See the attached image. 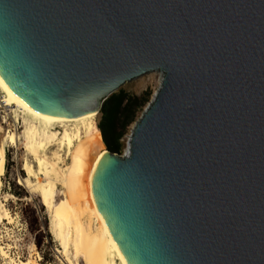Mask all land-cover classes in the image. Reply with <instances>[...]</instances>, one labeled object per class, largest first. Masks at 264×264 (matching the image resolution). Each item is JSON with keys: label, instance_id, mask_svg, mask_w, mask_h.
<instances>
[{"label": "water", "instance_id": "obj_1", "mask_svg": "<svg viewBox=\"0 0 264 264\" xmlns=\"http://www.w3.org/2000/svg\"><path fill=\"white\" fill-rule=\"evenodd\" d=\"M0 77L57 117L160 77L91 176L107 231L126 264H264V0H0Z\"/></svg>", "mask_w": 264, "mask_h": 264}, {"label": "rangeland", "instance_id": "obj_2", "mask_svg": "<svg viewBox=\"0 0 264 264\" xmlns=\"http://www.w3.org/2000/svg\"><path fill=\"white\" fill-rule=\"evenodd\" d=\"M160 84V77L134 79L125 83L116 93L124 91L128 95L149 97V101L145 103L137 112L136 119L127 126L125 134L121 139L122 152L125 153L128 147L129 135L132 131V126L136 120L141 116L142 112L152 99L154 93L157 91ZM2 93L0 92V98ZM102 120L101 111L94 117L89 125L87 123H67L58 124L52 131L43 129L38 122L31 120L27 116H22L20 120H16L12 109L7 107L0 108V141L5 136V132L14 131L20 136L17 147L12 144L6 146V164L5 173L0 176L2 184H0V198L3 199L7 194L9 195L6 205L14 216L13 224H7L6 221L0 219V243L10 246V253L14 257L26 258L30 253V245L35 244V251L41 255L42 262L53 264H88L85 260V252L81 255H75L74 247L78 245V238L75 239L72 224L73 218L67 213V206L74 205L76 208L80 204L83 191L88 197L87 181L76 176L71 177L73 183L56 181L53 188L45 187L39 190H32V181L28 178L27 173L23 170L24 163L28 160L30 163L34 162L30 153L25 150L27 145L26 139L29 143H40L36 138L40 134L50 135L52 132H61L63 136L69 132L75 134V147L72 153H68L64 158V164H74V155L78 154L76 148L77 143L82 145L85 143L89 146V138L93 133L94 122L97 125ZM29 122L30 128L23 123ZM92 123V124H91ZM85 128L86 136H85ZM54 146L57 140H46ZM44 142V141H41ZM103 148L101 144L98 150H91L89 152V163L87 164L88 172L90 173L94 160L97 158L99 150ZM47 153L49 159L52 158V153ZM71 155V156H70ZM36 166V163H33ZM22 180V183L19 181ZM0 181V183H1ZM57 193L56 208L62 206L64 193L68 196L69 201L64 208L61 215H55L52 212L51 200ZM91 208H89L86 217L83 220L81 231L85 229L86 251L88 243L91 242L97 246L102 253L105 251V240L100 235V229L96 223L95 217H91ZM91 224V227H89ZM80 231V232H81ZM90 238L92 239L90 241Z\"/></svg>", "mask_w": 264, "mask_h": 264}, {"label": "bare ground", "instance_id": "obj_3", "mask_svg": "<svg viewBox=\"0 0 264 264\" xmlns=\"http://www.w3.org/2000/svg\"><path fill=\"white\" fill-rule=\"evenodd\" d=\"M0 92L2 97L0 98V108L9 106L12 109V113L16 120H20L22 116H27L31 120L38 122V124L47 131H52L58 124L80 122L87 123L92 122L99 112L79 116V117H57L47 115L41 112L32 110L26 105L21 99H19L14 93H12L3 80L0 77ZM92 124V123H91ZM87 129L85 128V136ZM132 134V131H131ZM131 134L129 135L128 147L130 144ZM75 134L67 132L63 138L57 140L54 149L48 141L36 143H29L25 146V150L30 153L36 166L30 163L28 160L23 165V170L27 173L28 178L32 181V190H39L45 187L53 188L56 181L73 183L71 177L76 176L78 178L87 181L88 197H86L85 191H83V197L77 208L74 205L67 206V213L74 220L72 227L74 230L75 239L80 235L83 220L87 215L89 208H91V217H95L96 223L100 229V235L105 240V251L100 252L98 247L93 245L91 242L88 243V249L85 252V260L88 264H126L113 239L111 238L107 228L96 208V205L91 196V176L100 160V157L108 152L103 150L98 153L97 158L94 160L90 173L87 169L89 163V152L90 147L88 144L82 145L80 142L77 143L78 148L74 155V164H64V158L68 153H72L75 147ZM20 136L14 131L5 132V136L0 141V176L5 173L6 164V146L12 144L17 147ZM127 147V150H128ZM51 149L52 158L49 159L47 153ZM127 152V151H126ZM66 155H65V154ZM71 156V155H70ZM1 181V180H0ZM22 183V180L19 181ZM2 184V181L1 183ZM9 195H5L3 199L0 198V219L6 221L7 224H13L15 221L14 216L8 209L6 202ZM91 227V224H89ZM35 244L30 245V253L26 258L14 257L10 253V246L7 244L0 243V264H53L51 262L45 263L41 260L39 252L35 251Z\"/></svg>", "mask_w": 264, "mask_h": 264}, {"label": "trees", "instance_id": "obj_4", "mask_svg": "<svg viewBox=\"0 0 264 264\" xmlns=\"http://www.w3.org/2000/svg\"><path fill=\"white\" fill-rule=\"evenodd\" d=\"M149 101L148 96L142 98L138 96L128 95L124 91L111 95L103 104L101 109L102 120L97 125L94 122L93 133L89 138V147L91 150H98L103 145V150H109L113 153L122 152L121 139L125 134V130L129 124H131L137 117L138 110ZM29 128L30 123H23ZM63 138L61 132H52L50 135L40 134L36 141H46V140H58ZM28 137L26 143L28 144ZM57 193H54L51 200L52 212L55 215H61L64 212V208L69 201L68 196L64 193V198L62 200V206L56 208V198ZM92 239L90 238V241ZM88 240L86 238L85 229L81 231L78 237V245L74 247L75 255H81L86 252V244Z\"/></svg>", "mask_w": 264, "mask_h": 264}]
</instances>
